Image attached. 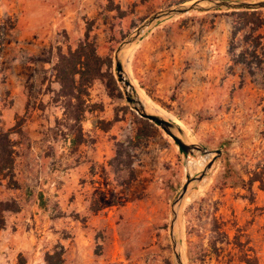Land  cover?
Segmentation results:
<instances>
[{
	"label": "rangeland",
	"instance_id": "obj_1",
	"mask_svg": "<svg viewBox=\"0 0 264 264\" xmlns=\"http://www.w3.org/2000/svg\"><path fill=\"white\" fill-rule=\"evenodd\" d=\"M181 1L189 0H0V22L12 25L0 58V128L20 121L22 132L14 134L18 187L0 186V199L19 204L5 213L0 264H45L55 251L61 264H173L172 201L214 152L186 155L161 128L145 124L119 86L114 53L146 17ZM231 12L192 11L145 31L140 38L161 40L171 53L161 57V73L136 72L137 42L121 53L141 103L158 107L187 141L221 150L179 209L185 264H264V70L249 73L232 61L231 43L235 55L243 45L232 37ZM256 12L264 44V8ZM87 28L97 53L111 58L116 87L106 79L90 86L92 111L75 145L57 123L62 108L51 102L57 84L50 73L56 47H75ZM137 132L139 146L129 149L134 178L125 183L127 169L115 171L110 161L115 143L136 144Z\"/></svg>",
	"mask_w": 264,
	"mask_h": 264
},
{
	"label": "trees",
	"instance_id": "obj_2",
	"mask_svg": "<svg viewBox=\"0 0 264 264\" xmlns=\"http://www.w3.org/2000/svg\"><path fill=\"white\" fill-rule=\"evenodd\" d=\"M120 16L124 12L117 5ZM237 16L232 37L240 36L242 49L235 55L234 46L231 43L229 51L232 54V61L241 64L249 73L264 70V44L261 42L262 34L259 29L263 25V20L257 16L256 11H232ZM12 25L9 22H0V58L3 50L5 32ZM55 62L51 67L52 82L57 84V88L52 91L51 102L57 103L62 108V119L57 122L65 128L64 135L71 134V143L77 145L83 141L81 123L86 115L92 111L91 105L87 101L89 88L98 79H106L109 88H115V81L109 72L111 58L100 56L97 53L96 45L88 33V28L75 47L66 45L62 50L60 46L55 50ZM145 124L153 126L147 120H142ZM18 121L8 129L0 128V186L5 188H16L18 183L14 179V162L16 155V141L14 134H22ZM142 132H137L135 136L136 144L124 145L123 141L115 143V155L111 159V164L115 171H128L129 178L125 183H129L134 178L132 170L133 156L129 149L139 146ZM229 169V168H228ZM258 174L254 173L249 182L258 179ZM19 210L18 201L15 198L0 199V229L5 225V213ZM45 264H61V252L55 251L52 254H45Z\"/></svg>",
	"mask_w": 264,
	"mask_h": 264
},
{
	"label": "water",
	"instance_id": "obj_3",
	"mask_svg": "<svg viewBox=\"0 0 264 264\" xmlns=\"http://www.w3.org/2000/svg\"><path fill=\"white\" fill-rule=\"evenodd\" d=\"M264 8V0H189L181 1L176 4L169 5L155 11L139 23L126 38L119 44L114 53V70L115 76L122 89L124 97L131 108L143 119L148 120L154 125L161 128L173 141L177 144L179 149L184 154L200 153L208 155L214 152V155L205 164L203 170L194 177L187 178L182 185L171 204V216L169 223V235L173 254V264H183L182 255L180 251V243L178 240V214L181 203L188 192L190 184H197L209 172L212 164L221 155V150H209L207 147L190 142L185 139V135L181 128L175 122L163 118L157 114L149 113L145 110L137 96L131 91V84L124 76L123 65L121 62V53L134 42H136L141 35L156 23L173 16L183 15L192 11H215V10H231V11H256Z\"/></svg>",
	"mask_w": 264,
	"mask_h": 264
},
{
	"label": "crops",
	"instance_id": "obj_4",
	"mask_svg": "<svg viewBox=\"0 0 264 264\" xmlns=\"http://www.w3.org/2000/svg\"><path fill=\"white\" fill-rule=\"evenodd\" d=\"M136 42L138 44L133 54L136 72L144 74V77L157 72L161 73L164 69L157 66H161V57L168 53L167 46L163 44V41L155 38H139ZM168 54L171 56V53ZM163 61L166 63V60L163 59ZM169 62L172 63V61ZM173 63L175 64L176 60Z\"/></svg>",
	"mask_w": 264,
	"mask_h": 264
},
{
	"label": "bare ground",
	"instance_id": "obj_5",
	"mask_svg": "<svg viewBox=\"0 0 264 264\" xmlns=\"http://www.w3.org/2000/svg\"><path fill=\"white\" fill-rule=\"evenodd\" d=\"M141 99V98H140ZM143 103V104H142ZM142 105L144 106V108H145V110L147 111V112H149V113H153V114H157V115H159V116H163V113H162V111L158 108V107H156L155 105H153V104H151V103H147V102H145V101H142ZM188 139H190L191 140V138H189L188 137ZM193 140V139H192ZM181 255H182V252H181ZM182 260H183V255H182ZM183 264H185L184 263V260H183Z\"/></svg>",
	"mask_w": 264,
	"mask_h": 264
}]
</instances>
